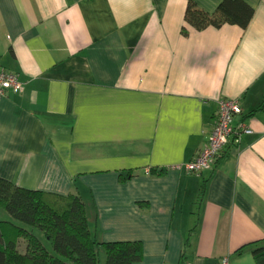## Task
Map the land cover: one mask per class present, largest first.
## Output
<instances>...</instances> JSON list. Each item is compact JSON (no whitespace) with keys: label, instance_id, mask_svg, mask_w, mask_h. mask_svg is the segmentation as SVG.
<instances>
[{"label":"crops","instance_id":"crops-1","mask_svg":"<svg viewBox=\"0 0 264 264\" xmlns=\"http://www.w3.org/2000/svg\"><path fill=\"white\" fill-rule=\"evenodd\" d=\"M194 1L214 13L223 0ZM243 1L247 28L197 30L189 0H0V59L24 83L0 102V178L78 195L99 241L142 243L135 264H178L188 237L190 264H257L264 0ZM222 99L241 100L235 124L254 132L189 173Z\"/></svg>","mask_w":264,"mask_h":264},{"label":"trees","instance_id":"trees-1","mask_svg":"<svg viewBox=\"0 0 264 264\" xmlns=\"http://www.w3.org/2000/svg\"><path fill=\"white\" fill-rule=\"evenodd\" d=\"M254 13V8L243 0H223L214 13L189 0L186 22L197 30L225 24L247 28ZM0 209L11 218L0 220V264H100L102 249L106 253L105 264H135L143 260L139 241L104 243L94 237L86 205L78 195L28 190L0 178ZM20 238L28 242L25 252L18 249ZM254 244L257 264H264V241ZM190 246L188 237L178 264H190Z\"/></svg>","mask_w":264,"mask_h":264},{"label":"built area","instance_id":"built-area-1","mask_svg":"<svg viewBox=\"0 0 264 264\" xmlns=\"http://www.w3.org/2000/svg\"><path fill=\"white\" fill-rule=\"evenodd\" d=\"M24 83L19 74L8 71L0 59V102L11 93L23 92ZM243 114V105L240 99H222L216 123L210 134L208 144L201 148L185 168L189 173L202 175L213 171L224 149L230 144L240 145L244 135L253 134V129L245 124L236 126L238 116ZM217 264H230L228 256L222 257Z\"/></svg>","mask_w":264,"mask_h":264},{"label":"rangeland","instance_id":"rangeland-1","mask_svg":"<svg viewBox=\"0 0 264 264\" xmlns=\"http://www.w3.org/2000/svg\"><path fill=\"white\" fill-rule=\"evenodd\" d=\"M5 215L10 216V215L7 213L6 210H4V209H0V216H5ZM37 233H38V231H37ZM27 243H28V242H27L24 238H20V240H19V242H18V249H19L21 252H25V251H26V248H27ZM49 247H51L50 244H49ZM100 264H104V261H101Z\"/></svg>","mask_w":264,"mask_h":264}]
</instances>
